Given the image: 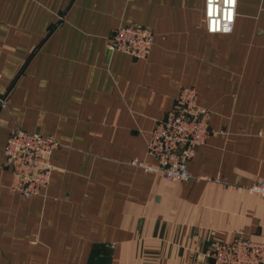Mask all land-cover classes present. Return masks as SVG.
Returning a JSON list of instances; mask_svg holds the SVG:
<instances>
[{
    "label": "crops",
    "instance_id": "0c3cea01",
    "mask_svg": "<svg viewBox=\"0 0 264 264\" xmlns=\"http://www.w3.org/2000/svg\"><path fill=\"white\" fill-rule=\"evenodd\" d=\"M205 0H0V264H212L237 236L264 241V0H237L232 32L206 29ZM150 28L145 59L107 48L115 28ZM211 112L168 180L147 144L182 87ZM53 136L48 188H10L13 129ZM219 178L221 183L214 179Z\"/></svg>",
    "mask_w": 264,
    "mask_h": 264
},
{
    "label": "built area",
    "instance_id": "2783aa9c",
    "mask_svg": "<svg viewBox=\"0 0 264 264\" xmlns=\"http://www.w3.org/2000/svg\"><path fill=\"white\" fill-rule=\"evenodd\" d=\"M237 0H205L206 29L212 34L232 32L236 18ZM150 28L128 23L115 28L108 36L111 52H124L134 59H145L153 45ZM6 95L0 94V106ZM211 112L198 103L194 87L184 86L174 99L166 116L159 120L147 144V153L156 164L139 163L146 171L160 172L168 180L188 181L194 176L188 162L210 134ZM60 143L51 135L13 129L4 147L5 166L11 170L10 188L25 198L42 194L49 186L52 156ZM215 182L221 183L219 178ZM250 195L264 199V178L247 188ZM212 264H264V241L237 236L231 241H220L206 252Z\"/></svg>",
    "mask_w": 264,
    "mask_h": 264
}]
</instances>
